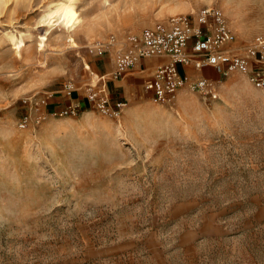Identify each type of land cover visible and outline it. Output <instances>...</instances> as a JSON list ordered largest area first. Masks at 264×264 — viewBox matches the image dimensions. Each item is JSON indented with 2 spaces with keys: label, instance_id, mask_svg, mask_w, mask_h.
Listing matches in <instances>:
<instances>
[{
  "label": "rangeland",
  "instance_id": "obj_1",
  "mask_svg": "<svg viewBox=\"0 0 264 264\" xmlns=\"http://www.w3.org/2000/svg\"><path fill=\"white\" fill-rule=\"evenodd\" d=\"M206 7L253 59L264 0H0V264H264V87L233 72L218 100L155 103L125 77L111 90L139 113L47 106L111 71V35Z\"/></svg>",
  "mask_w": 264,
  "mask_h": 264
},
{
  "label": "built area",
  "instance_id": "obj_2",
  "mask_svg": "<svg viewBox=\"0 0 264 264\" xmlns=\"http://www.w3.org/2000/svg\"><path fill=\"white\" fill-rule=\"evenodd\" d=\"M109 38L101 48L102 53L111 54V71L77 88L64 84L61 92L66 94V101L57 102L56 106L47 104L54 107L50 114L74 118L91 108L119 118L128 102L116 97L111 85L133 72L144 75V94L155 103L169 101L186 86L201 97L218 100L215 78L203 74L205 68L213 69L219 78L240 72L257 88L264 87V34L254 40V58L245 56L219 7H206L195 15L170 16L152 28ZM196 73L201 80L194 81ZM24 104L31 112L38 106L30 100ZM30 117L26 115L21 120L23 128Z\"/></svg>",
  "mask_w": 264,
  "mask_h": 264
},
{
  "label": "bare ground",
  "instance_id": "obj_3",
  "mask_svg": "<svg viewBox=\"0 0 264 264\" xmlns=\"http://www.w3.org/2000/svg\"><path fill=\"white\" fill-rule=\"evenodd\" d=\"M61 7L62 8L59 10V12H61V15L63 17V21L66 23V26L69 30H73L75 28L76 24H78V22H77L78 14L75 11V7L72 6V4L71 5H63ZM22 45H23V42H20L19 45L16 47L17 50L20 49ZM182 73H183V69H182Z\"/></svg>",
  "mask_w": 264,
  "mask_h": 264
},
{
  "label": "crops",
  "instance_id": "obj_4",
  "mask_svg": "<svg viewBox=\"0 0 264 264\" xmlns=\"http://www.w3.org/2000/svg\"><path fill=\"white\" fill-rule=\"evenodd\" d=\"M203 74H207V75H209V76H211V77H214L215 79L216 78H218L219 77V75H215V71L213 70V69H210V68H205L203 71ZM137 73H139V72H133V73H129L127 76H126V81L127 82H132V81H134V82H140V80H143V75L142 76H140L139 74L137 75ZM216 76V77H215ZM66 101V99H61L60 101H58V102H65ZM128 109V110H127ZM148 109V110H147ZM146 110L147 111H149V108H147ZM126 110H127V112L128 113H133V112H136V113H139L140 111H133V109L132 108H130V106H127V108H126ZM139 110H141V112L143 111V109L141 108V109H139ZM145 109H144V112L146 111ZM86 116V115H85ZM90 117V115L89 114H87V116L86 117H83L84 119H86V118H89Z\"/></svg>",
  "mask_w": 264,
  "mask_h": 264
}]
</instances>
